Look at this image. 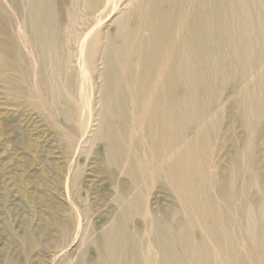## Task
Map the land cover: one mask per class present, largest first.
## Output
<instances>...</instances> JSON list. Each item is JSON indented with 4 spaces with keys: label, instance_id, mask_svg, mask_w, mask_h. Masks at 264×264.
Returning a JSON list of instances; mask_svg holds the SVG:
<instances>
[{
    "label": "bare ground",
    "instance_id": "1",
    "mask_svg": "<svg viewBox=\"0 0 264 264\" xmlns=\"http://www.w3.org/2000/svg\"><path fill=\"white\" fill-rule=\"evenodd\" d=\"M72 1L65 22L55 0H9L39 108L78 158L58 264H264V0ZM92 154L113 192L93 234Z\"/></svg>",
    "mask_w": 264,
    "mask_h": 264
},
{
    "label": "rangeland",
    "instance_id": "2",
    "mask_svg": "<svg viewBox=\"0 0 264 264\" xmlns=\"http://www.w3.org/2000/svg\"><path fill=\"white\" fill-rule=\"evenodd\" d=\"M9 3V0H0L1 59H15L14 63L8 59L6 65L2 60L3 63H0V264H58L64 259L65 250L69 249L73 238L70 224L78 187L74 186L72 179L79 171L76 170V163L72 162L78 158L76 156L72 160L62 149L65 140L60 127L66 129L67 122L60 117L53 120L39 108V86L31 73L25 72L24 65L28 60L19 52L23 39L18 31V18ZM55 6L62 19L69 21L68 7L72 8L75 3L55 0ZM3 48L11 52H4ZM237 129L240 133V128ZM92 155L91 159H84L87 166L81 176L82 185H92L87 188V195L95 200L92 208L88 209L87 217L81 216L84 228L88 227L91 234L96 232L95 225L101 221L99 210L106 212L109 209L99 198L104 199L106 193L112 192L106 182L108 174L99 172H105V165L100 157ZM259 155L264 159L263 146ZM229 157L222 156L221 161L227 163ZM262 169L264 172V167ZM161 191L160 188L154 189L155 194L158 192L159 196H164V191ZM164 198L171 202L170 197L165 195ZM59 204L63 205V209H58ZM77 204L79 212L84 213L85 203ZM109 204L113 209L112 203ZM59 217L68 223L61 225ZM78 240L81 239L78 237ZM73 249L68 251L74 253ZM87 253V257H93L96 250L89 246Z\"/></svg>",
    "mask_w": 264,
    "mask_h": 264
}]
</instances>
